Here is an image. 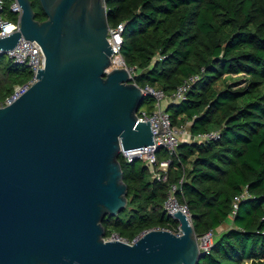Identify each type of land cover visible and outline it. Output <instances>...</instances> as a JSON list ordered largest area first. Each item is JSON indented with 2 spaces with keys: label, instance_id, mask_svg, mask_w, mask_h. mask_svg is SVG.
<instances>
[{
  "label": "water",
  "instance_id": "obj_1",
  "mask_svg": "<svg viewBox=\"0 0 264 264\" xmlns=\"http://www.w3.org/2000/svg\"><path fill=\"white\" fill-rule=\"evenodd\" d=\"M18 1L20 30L0 49L36 40L45 66L0 107V264H198V236L180 210L181 235L104 237V217L128 204L121 150L154 144L138 118L143 88L128 68H110L106 0H40L42 21L32 0Z\"/></svg>",
  "mask_w": 264,
  "mask_h": 264
},
{
  "label": "trees",
  "instance_id": "obj_2",
  "mask_svg": "<svg viewBox=\"0 0 264 264\" xmlns=\"http://www.w3.org/2000/svg\"><path fill=\"white\" fill-rule=\"evenodd\" d=\"M32 3L36 19H46L40 0ZM106 7L111 27L125 23L121 52L132 81L171 95L199 75L186 99L168 102L166 111L192 136L219 134L183 139L173 156L160 149L159 159L171 158L166 181L155 179L145 161L119 156L128 204L104 217V237L175 232L179 222L164 202L184 177L177 196L198 237L232 222L198 264H264V0H106ZM228 75H242L244 85H226ZM32 76L28 66L0 54V104ZM142 104L152 111L155 98L146 95ZM244 193L232 215L235 197Z\"/></svg>",
  "mask_w": 264,
  "mask_h": 264
},
{
  "label": "built area",
  "instance_id": "obj_3",
  "mask_svg": "<svg viewBox=\"0 0 264 264\" xmlns=\"http://www.w3.org/2000/svg\"><path fill=\"white\" fill-rule=\"evenodd\" d=\"M10 12L12 14H16L17 17L14 19L9 18L5 10V0H0V33H3V35H0V38L20 30L23 9L18 0H12ZM124 28L125 23H120L114 27L110 26L109 28L108 40L112 46V49L114 50L111 56L112 64L110 68L125 67L128 68L132 73L133 70L127 66L121 52L124 42ZM6 29L10 30L6 31ZM0 54H6L15 63L28 66L33 75L32 79L28 83L15 87L12 94L5 99L3 104H0V107H2L9 105L18 99L37 80L38 70L44 68L45 66V55L41 45L36 40H29L25 38H21L13 49H10L6 52H4L3 49H0ZM199 79V75H193L187 78L171 95H167L163 90L151 86H146L143 88L144 96L150 95L155 98V107L152 111L139 109L138 118L140 121H150L154 133V144L135 149H122L120 156H122L128 162H132L136 159L145 161V163L151 167L152 174L155 179L159 181H166L168 178V170L171 164V158L159 159L157 153L160 149H165L169 156H173L176 153L178 145L183 139L208 140L218 137L219 133L215 131L192 136L190 133H188L187 127L185 125L178 126L172 123V119L165 108L168 102H179L185 100L189 89ZM183 181L184 177H182L178 183L171 184L167 198L164 202V208L168 214L173 217L175 215L174 213L180 210L187 216L190 223H192V217L188 205L186 203L180 202L177 196V190ZM245 195L246 193L235 197L232 215L236 214L239 202L245 198ZM148 231L149 230L141 232L132 240L125 239L116 233H114L110 238L105 239L120 240L129 244H133ZM174 233L176 235L182 234L180 225L177 227ZM214 237L215 231H209L203 236L198 237L202 252L209 253L214 243Z\"/></svg>",
  "mask_w": 264,
  "mask_h": 264
},
{
  "label": "rangeland",
  "instance_id": "obj_4",
  "mask_svg": "<svg viewBox=\"0 0 264 264\" xmlns=\"http://www.w3.org/2000/svg\"><path fill=\"white\" fill-rule=\"evenodd\" d=\"M11 2H12V0H5V3L11 4ZM7 14H8V17L11 19H14L17 17L16 14H12L10 12V9H8ZM224 81H225L226 85H231L234 88H236V87L244 85L245 79L243 78L242 75H228V76L224 77ZM145 108H146V106L141 104L140 109H145ZM185 126L187 127L188 133H190L189 125H185Z\"/></svg>",
  "mask_w": 264,
  "mask_h": 264
},
{
  "label": "crops",
  "instance_id": "obj_5",
  "mask_svg": "<svg viewBox=\"0 0 264 264\" xmlns=\"http://www.w3.org/2000/svg\"><path fill=\"white\" fill-rule=\"evenodd\" d=\"M186 140V139H185ZM232 226V222H226L223 225H221L217 230H215V237L214 240L220 238V236L227 231Z\"/></svg>",
  "mask_w": 264,
  "mask_h": 264
},
{
  "label": "clouds",
  "instance_id": "obj_6",
  "mask_svg": "<svg viewBox=\"0 0 264 264\" xmlns=\"http://www.w3.org/2000/svg\"><path fill=\"white\" fill-rule=\"evenodd\" d=\"M10 29H6V31H9ZM0 35H3V33H0Z\"/></svg>",
  "mask_w": 264,
  "mask_h": 264
}]
</instances>
